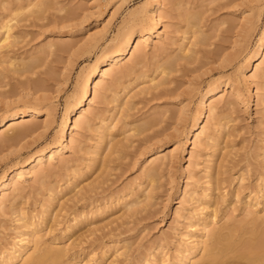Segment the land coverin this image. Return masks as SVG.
I'll return each mask as SVG.
<instances>
[{
    "label": "rangeland",
    "instance_id": "obj_1",
    "mask_svg": "<svg viewBox=\"0 0 264 264\" xmlns=\"http://www.w3.org/2000/svg\"><path fill=\"white\" fill-rule=\"evenodd\" d=\"M40 1L0 0V40L4 38L2 29L6 25L12 28V39L16 40L12 41L15 46L8 49V55L27 62L40 57L32 73L22 77L12 73L7 64L3 66L0 117L33 106L38 111L51 113L53 123L45 126V121L40 122L34 134L0 152V180L5 177L6 181L18 172L25 173L28 164L41 152L48 165L49 155L61 148L58 144L66 146V162L47 166L42 180L25 181L24 193L15 202L10 196L7 205L0 210V252L20 239V217L29 216L25 218L28 221L30 217L41 216L49 205V190H66L67 184L75 182L81 173L84 177L80 184L77 182L80 188L95 182V191L88 193L86 199L73 198L75 193H70L60 203L55 201L42 233L44 246L55 244V240L58 245L66 246L80 238L73 247L77 259L72 264H109L115 259L114 247L123 248L122 245H129L128 259H118L115 264H144L151 255L161 254L164 249L174 254L180 239H185L182 233L186 231V221L179 218L190 211L186 202L189 195L183 198L182 202H186L183 205L178 203V198L188 183V190L202 193L207 187L210 166H214L213 174L217 175L214 177L220 180H213L214 184L218 182L213 186L220 184L221 188L215 193L226 196L225 201L219 198L218 224L214 226L243 218L242 200L255 195L261 183L259 178L263 176L264 180V80L254 83L249 78L253 63L247 66L248 61L262 51L264 0H163V47L153 48L156 37L152 35L144 47L142 61L129 56L123 59L121 74H117L119 81L113 84L112 77L106 79L107 88L110 86L111 90L105 92V103L93 102L95 120L90 129L82 127L75 132L78 142L72 146L70 130L67 140L61 143H58L57 133L67 106L81 96L83 76L104 51L115 54V47L130 28L144 32L159 22V17L149 26L141 21L151 16V0H50L42 11L38 6ZM191 15L194 18L189 20ZM190 30L195 34H190ZM71 33L76 37H71ZM57 36L63 38L61 43L72 45L70 55H46L49 50L46 53L43 49L48 38ZM185 36L189 40H184ZM182 44L194 51H191L193 58L177 61L166 77L160 75L162 69L158 67L167 57L180 55ZM153 77L164 84L147 90ZM228 81L239 86L241 95L231 97L223 91L219 94L225 102L231 103L220 106L217 111V119L222 118L226 128L215 143L207 145L204 140L191 156L192 129L199 103L209 89ZM36 82L39 84L35 86ZM102 124H116V136L112 139L121 142V148L108 158L111 160L105 163L108 168L106 165L104 170L85 175L91 160L89 152L97 145ZM218 124L207 118L201 121L202 126H208L209 134L220 133ZM162 146L175 150L171 166L148 188L150 192L146 191L151 198L146 201L148 204L120 219L124 212L121 205L133 200L129 195L146 182L143 169L149 166L148 158ZM192 164L196 165L191 172ZM65 193H69V189ZM139 193L137 199L143 200L147 195ZM105 206L110 209L103 218L86 224V214L91 216V211ZM199 207L198 204V212ZM178 210H181L180 216H176ZM116 219L106 230L86 238L89 228L101 227ZM81 220L85 223L76 226ZM69 230H73L70 236ZM65 235L68 237L63 238Z\"/></svg>",
    "mask_w": 264,
    "mask_h": 264
},
{
    "label": "bare ground",
    "instance_id": "obj_2",
    "mask_svg": "<svg viewBox=\"0 0 264 264\" xmlns=\"http://www.w3.org/2000/svg\"><path fill=\"white\" fill-rule=\"evenodd\" d=\"M151 1L153 3L151 16L146 17L141 21L143 24H148L149 26L150 22L155 21L159 17V22H156L152 28H150L149 26V29L145 30L144 32L137 30L135 27L130 28L128 32L122 36L121 43L115 47V54L111 55L107 50L102 53V56L98 57L95 62V66L92 67L82 78L81 96L74 103H70L67 106L66 112L59 126V132L57 133L58 143L67 140L66 137H68V131L70 130L69 142L72 146L78 142L75 133L78 129L82 127H86V129L91 128V123L93 122V120H95L92 111V105L94 104L93 102L95 100H98L100 103H105V95L107 96L105 92L108 89V91L111 90V88H109L110 86L107 88L106 79L112 77L113 84H116L119 81L118 75L121 74L120 72L122 69V61L125 57L129 56L130 59L137 58L138 62L142 61L145 58L144 47H147V40H149L152 35H155L156 37L153 48L160 49L163 47L165 35V32H163L162 30L163 28L165 29V25L162 20L161 14L163 0ZM48 3H50V0H41L40 4L37 5L41 6V10V8L47 6ZM31 5L32 4H30V7ZM192 17L193 16L191 15L188 17V19L190 20V18ZM2 30H4V38L0 40V80L5 78V74L3 73L4 69L1 71L5 64H7V66L11 68L12 73L19 75L20 77L32 73L33 65L40 59V57L36 56L35 58H31V60H29L28 62L25 59L21 57H15L14 55L13 57L10 55V57L8 55L9 53H7L8 49L15 46L12 42L14 40V38L12 39L11 35L12 28L6 25ZM191 32H193L192 34H195L194 31L190 30V34ZM196 32L199 33V30ZM197 33L196 36L194 35L195 38L192 36L195 40L198 35ZM71 37L74 38L76 36L74 33H71ZM48 39V43L45 46V49H43L44 51H46V53L48 52L47 50H49V54L47 53L46 55H50L53 53L70 55L72 53V45L70 43H61L63 41V38L61 36L49 37ZM184 40L187 41L189 39L185 36ZM15 41L16 40H14V42ZM190 41L192 40L190 39ZM184 42L185 41H183V44ZM192 43L194 44V41H192ZM183 44L179 48L181 52L180 55L174 58L171 56H169L171 58L167 57V61L160 67H158L159 69H162L160 75H168V71H170L171 68L176 65L177 61H186L188 60V58L193 56L194 51L191 48L187 49V46ZM263 46L264 34L262 36V45L260 47V50H262L261 54L256 55L254 60H249L247 63L248 67H250L253 63V70L249 75V78L254 83L258 80H264ZM189 52H191L190 55ZM157 79L158 77L151 78V87H149L147 90L157 89L162 84H164L163 81L158 82ZM37 82L39 81L37 80ZM37 82L35 86L39 84ZM222 91L223 93L230 94L231 97H240L241 95L239 86L230 81L225 83L223 86L218 85L207 91V93L203 96L199 103V112L194 118L192 129L194 130V140L191 156L194 155L195 151L202 145L204 140H207V145H211L213 142L215 143L216 137L219 134L222 135V129L226 128L222 124V118L217 119V111L219 108H221L220 106L224 107L227 105H231V103L225 102L223 98L219 96L220 92ZM117 97L118 96H116V98ZM116 100L118 102V99ZM52 117L53 116L51 115V113L47 111H38L33 106L27 107L25 108V110H21L18 112L15 111L7 113L4 116L0 117V152L6 148H12L13 146H16L27 136L34 134L40 128V122L45 121L44 125L50 126L51 123H53ZM203 118L218 121V125H220L219 127H221L220 133L218 131L209 134L208 126L201 125V121ZM102 123H105V121ZM101 126L102 127L99 129L102 131L99 130L100 135L98 136L99 139L97 145L94 147V149L92 148L93 150L91 149L89 152L91 155V160H89L90 163L86 167L87 169L85 175H89L95 170L97 173L101 168L104 170L103 167L107 165L105 163L109 160L108 158H110L112 154L114 155V153L116 154L117 152H119L121 148V142L112 139L113 136H116V124L113 126L102 124ZM123 135L125 134L123 133ZM58 146L61 148L49 155L47 160L48 165H46L45 161L46 156L41 152L37 159L31 161L28 164L29 169L25 173L18 172L12 176H9V179H7L6 181L4 180L5 177L1 178L0 210H3L7 205L10 200V196H12L13 202H15L17 198L22 196V194L24 193L22 184L25 181H27L28 179H34L36 181L42 180L46 177L47 166L52 167L55 163L58 164L66 162V158L64 156V150L66 149V146H63L62 144H58ZM174 154L175 150H172L171 147L162 146L148 158L147 164L149 166L143 169V174L145 176L146 182L143 183V186L139 185L140 187H137L138 190H135L136 192H133L131 195H129L133 198V200H128L129 202H127L126 200L125 203L121 205L124 206V212L122 217H119L120 219H123V216L125 215L128 216L131 212H134L135 214V212H137L135 211L136 208L138 209V207L140 208L141 205L144 206V204H148V200L151 199H149L150 196H148V192H150L148 191V188L154 185V183L158 182V179L160 178L162 172L167 170L171 166L170 160L174 158ZM110 161L111 160H109L108 162ZM195 165L196 164H192L191 172L195 168ZM106 167L108 168V165ZM212 168L211 166L210 168L208 167L207 187H205V190L203 189L204 191L202 193H198L196 190H188V183L178 198V203H182L183 205L187 202L188 206L192 207H187L190 211L187 210L188 213L182 218H179L180 220L182 219V221H186V231L182 233V236L185 237V239H180L179 243L176 246L174 254L165 252L166 249H164L162 252H160L161 254L155 253L154 255H151V259L144 264H264L263 176L259 178V181L261 180V183H259L258 185L257 193L255 195L250 194L242 200L244 211L243 218L239 220L232 219L226 221L224 224L218 227H215L218 224L216 222V213L218 210L217 206L219 204V198L221 197V199L225 201L224 199L226 196L223 193H221L220 195L218 193H215L221 188L219 186L220 184L217 185L219 187L213 186L218 182L214 184V181L216 182V180L214 179L217 178L214 176L217 175L213 174L214 170ZM81 174L77 176L75 182H71L72 184H67V187H65L66 190L69 189V193H65L66 190H58L55 188H51L49 190L52 193H50L49 197L47 198L50 199L49 205L46 206V209L41 216H38L36 218L30 217L28 221H25V218H28L29 216L24 218L20 217V219L18 220L19 223L22 222V226L20 225L19 227L21 231L18 238L20 239L15 242L11 248H7L6 251L0 252V264H72L71 262L77 259L75 252H73V247L76 244L77 240H79L80 238L73 240L71 244L66 246L58 245L59 242H57V240L54 241L55 244L44 246V243L42 242L44 235H42V233L44 231V224H46L47 221V216H49L48 214L51 213L55 201L59 200L60 203L62 199H65L70 193H75L73 195V198L76 197L77 199H86L88 193L95 191V182L89 184L88 186H86V188H80L77 182L79 181L80 184V180L84 177V174ZM218 181L220 180L218 179ZM144 184H148V186L145 187ZM139 192H142L144 194L147 193V195H145L146 197L144 196L145 198L143 200H141L140 198H136L138 197ZM187 195H189L187 201L182 202L183 198ZM198 204L200 205L199 212L198 209H196V206ZM109 209L110 207L106 206L102 209L99 207L97 210H95V212H90L91 216L86 214V224L90 222L93 223L94 220L103 218L104 215L108 213ZM208 209H211L212 211L210 212V210ZM180 211L181 210H178L176 212V216H180ZM259 213L263 214L260 215ZM56 216L58 217L57 214ZM115 222H117V219L115 221L107 223L106 225H101V227L98 225L99 227L89 228L86 231V238L88 239L89 236L96 234V232L104 231L105 228H108V226L112 225ZM83 223H85V221L83 220L79 221V223L77 221L76 226H80ZM67 232L68 235H72L73 230H69ZM65 237L68 236L65 235L63 238ZM122 247L123 248L114 247L116 251H114L115 255H113V257L115 256V259L112 260L113 262H109V264H115L116 261L121 258L128 259L127 254H129V245H122ZM107 254L108 253L104 255Z\"/></svg>",
    "mask_w": 264,
    "mask_h": 264
}]
</instances>
